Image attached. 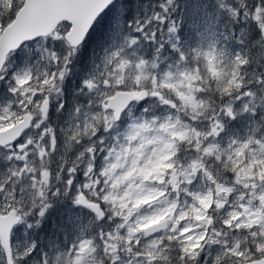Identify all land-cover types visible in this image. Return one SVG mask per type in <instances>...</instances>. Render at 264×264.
I'll return each mask as SVG.
<instances>
[{
  "label": "snow or ice",
  "instance_id": "1",
  "mask_svg": "<svg viewBox=\"0 0 264 264\" xmlns=\"http://www.w3.org/2000/svg\"><path fill=\"white\" fill-rule=\"evenodd\" d=\"M0 264H264V0H0Z\"/></svg>",
  "mask_w": 264,
  "mask_h": 264
}]
</instances>
